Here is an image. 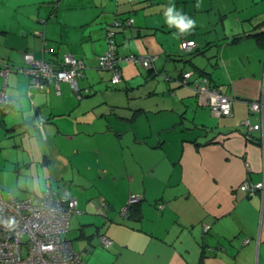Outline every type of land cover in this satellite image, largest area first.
<instances>
[{"label":"crops","instance_id":"crops-1","mask_svg":"<svg viewBox=\"0 0 264 264\" xmlns=\"http://www.w3.org/2000/svg\"><path fill=\"white\" fill-rule=\"evenodd\" d=\"M253 1L0 0V68L9 67L0 94L10 100L0 106V141L21 131L37 138L11 137V152L0 145V178L31 189L5 192L0 182L3 196L53 188L76 197L67 238L85 264H264V189L247 195L240 187L264 181V108L249 107L264 100V43L248 35L264 27V13L244 12ZM168 7L194 26L181 33L169 25ZM128 18L117 52L152 56L158 71L149 74H159L138 93L149 66L121 60L112 85L96 59L107 26ZM184 38L195 47L181 50ZM27 52L53 64L65 53L82 58L78 85L90 91L78 94L64 80L59 92L53 82L34 86L23 71ZM194 67L193 76L205 73L232 96L230 114L215 115L202 94L177 81ZM108 85L119 94L108 95ZM246 117L260 126L247 128ZM134 195L141 217L114 220Z\"/></svg>","mask_w":264,"mask_h":264},{"label":"built area","instance_id":"built-area-1","mask_svg":"<svg viewBox=\"0 0 264 264\" xmlns=\"http://www.w3.org/2000/svg\"><path fill=\"white\" fill-rule=\"evenodd\" d=\"M196 45L194 39L184 38L180 47L191 50ZM122 59H131L144 66H150L152 56L117 55L115 43L109 38L108 48L97 56L98 65L110 71V80L117 83L121 79V71L117 63ZM25 67L23 71L31 77L36 87L46 82H53L56 92H59V82L67 81L74 90H78L77 76L83 67V61L70 53H65L58 64H53L42 58H36L31 52L24 54ZM7 68H0V74H5ZM191 70L183 72V81L192 79L189 84L198 93H208L207 106L215 115L230 114L233 98L221 90L220 85L211 84L207 75L192 76ZM8 101L4 93L0 94V105ZM251 111H262L264 100L256 99L249 102ZM244 125L256 129L259 123L253 124L249 117L244 118ZM241 189L253 194L257 189H264V181L244 182ZM131 199H135L134 196ZM75 197L66 198L53 188H46L40 196L27 195L17 197L8 194L5 197L0 189V264H85L80 252L76 251L66 234L69 229L70 217L76 209ZM162 207V204H159ZM122 211L124 208L121 209ZM8 221H14L6 226ZM101 240L108 245L110 239L101 235Z\"/></svg>","mask_w":264,"mask_h":264},{"label":"trees","instance_id":"trees-1","mask_svg":"<svg viewBox=\"0 0 264 264\" xmlns=\"http://www.w3.org/2000/svg\"><path fill=\"white\" fill-rule=\"evenodd\" d=\"M125 19H120V21L119 20H113V24H111V25H108L107 26V28H106V39H107V48H108V46H109V38H111L112 40H113V42L115 43V52L117 53V55H120L121 57L123 56V55H121V54H119L118 52H117V49H116V45H117V40H116V33H117V30H119V29H122V28H124V27H126V26H128V25H130L131 23H132V18H128L127 20H125ZM248 35H251L253 38H254V40H257V41H262L263 43H264V27H260V29H258L256 32L254 31V32H251V34H248ZM236 37H238V36H235L234 37V39L236 38ZM190 39H192V38H190ZM195 41V40H194ZM179 46H180V43H179ZM106 48V49H107ZM105 49V50H106ZM180 49L181 50H183V51H189V50H185V49H182L181 47H180ZM104 50V51H105ZM71 54V53H70ZM64 55V54H63ZM63 55L61 56V58L59 59V62L62 60V58H63ZM73 55V54H72ZM133 55H135V54H133ZM74 57H76V58H80V57H77V56H75V55H73ZM124 56H126V55H124ZM137 56V55H136ZM80 59H82V58H80ZM97 59V58H96ZM123 60V59H122ZM82 61H83V67L80 69V75H78L77 76V85H78V78H79V76H81V75H83V69L85 68V66H86V64H85V61L82 59ZM121 61V60H120ZM119 61V62H120ZM59 62H57V63H59ZM117 63V66H118V68H120V63ZM97 64H98V61H97ZM99 66V65H98ZM100 67V66H99ZM151 67V68H150ZM7 68H9V67H7ZM101 68V67H100ZM149 69H148V73H153V72H157L158 70L156 69V67H154L153 65L152 66H149L148 67ZM197 69V67H194L191 71L193 72L192 74H194V72H196V69ZM102 69H104V68H102ZM105 70H107V69H105ZM186 70H189V69H182L179 73H178V78H177V81L179 82V83H184V84H186L187 86H189L190 88H192V85L191 84H189V82H191V78L190 79H188L187 80V82L185 83L184 81H183V76H182V74H183V72L184 71H186ZM9 71V70H8ZM109 71V70H108ZM121 71V70H120ZM110 72V71H109ZM160 73V72H159ZM200 75H206L205 73H198L197 72V74L195 75V76H200ZM195 76H191V77H195ZM109 80H110V78H109ZM120 81H118L117 83H113L111 80H110V83L112 84V85H117L118 83H119ZM72 88V87H71ZM73 89V88H72ZM74 90V89H73ZM192 90H193V88H192ZM78 94H83V93H87V92H89L90 90H89V88L88 87H80L79 85H78V90H75ZM194 91V90H193ZM196 91H194V93H195ZM196 94H198L197 92H196ZM5 96L7 97V95L5 94ZM7 99H8V101L6 102V104L10 101L9 100V98L7 97ZM6 104H4V105H6ZM0 106H2V105H0ZM55 190V189H54ZM57 193H59L57 190H55ZM245 192H246V194L247 195H253V194H250V193H248L246 190H244ZM1 193H2V191H1ZM9 194V193H8ZM8 194H7V196H5V197H8ZM11 194V193H10ZM60 194V193H59ZM3 195V194H2ZM60 195H62V196H66V198H70V197H72V196H70V195H67V194H60ZM27 196V195H26ZM134 197H135V199H131V197H130V199H129V202H127V204H125V205H123V206H120V208H119V210H118V213L120 214V216H121V218L120 219H116V218H114V220H117V221H119V222H123L124 221V218H132V219H139L140 217H141V207H140V204H139V201L138 200H140V198L138 199V196H136V195H134ZM76 198V197H75ZM76 201H77V199H76ZM159 204H162V207H159ZM106 206V205H105ZM156 206L158 207V209H163L164 207H165V203L164 202H162V201H158V202H156ZM122 208H124V210L122 211L121 209ZM76 209L79 211V209L77 208V205H76ZM106 209H108V206H106ZM109 210V209H108ZM74 213H76V212H74ZM106 218L108 217H110L109 216V214L108 215H106L105 216ZM125 222V221H124ZM125 223H127V222H125ZM68 232H69V229H68V231H67V234H68ZM67 234H66V236H67ZM103 235H105L104 233H103ZM107 236V235H106ZM108 237V236H107ZM77 251V250H76ZM231 264H235V263H231Z\"/></svg>","mask_w":264,"mask_h":264},{"label":"rangeland","instance_id":"rangeland-1","mask_svg":"<svg viewBox=\"0 0 264 264\" xmlns=\"http://www.w3.org/2000/svg\"><path fill=\"white\" fill-rule=\"evenodd\" d=\"M208 1L209 0H200V2H208ZM255 1H257V2H255ZM246 2H244V3H246ZM249 3H250V5L247 4L246 6H244V12L255 13V15L258 16V17L261 16L264 13V3H263L262 0H254L252 3L251 2H249ZM204 6H207V4H204ZM261 12H262V14L260 15ZM145 72L147 73V75H144V76L141 75V78H142V80L140 82L141 84H137L134 87V89L136 90L135 93L143 92L144 90L149 89L151 87V82L152 81H150L148 79V78H151V77H147L148 75H151V76L159 75V74H156V75L149 74L146 69H145ZM111 88H113V87L108 85L107 89L110 90V93H108V95H118L119 94L118 90L111 89ZM159 89L160 88H158V90ZM163 90H165V87L163 88ZM165 94H168V93H165ZM202 97L204 99L203 102L204 103H208L209 94L208 93H203ZM137 101H139V98H137ZM10 135H11L10 137H6L3 141H0V145L3 146L2 150L8 151V152H11L12 149H10L8 147L7 143H11L10 138L13 137V136H17L19 138V140L24 137V138L30 139L31 141L33 140L34 142H36V139H37L35 136H33L34 133L32 135L30 132H26V131L25 132L21 131L20 133H12ZM3 152L4 151H2L0 154H3ZM1 161H3V160H1ZM6 175H7L8 178H5V177L4 178H0V182L4 184L5 192H7L8 189L10 191L13 190L14 192H17L20 189L25 191L22 187L19 186V182H21L20 180L17 183L16 177H12V176L10 177L8 174H6ZM24 182L25 181H22V183H24ZM31 183L35 184V186L38 189H40L45 184V182L43 180H39V181L33 180V181H31ZM25 189H27V188H25ZM30 191H31V189H27L25 192H30ZM74 218H75V216L73 217V221H74ZM73 221H72V224H73ZM72 234H73V232H72V229H71L67 236L72 237ZM246 240H248V238L244 239L243 241H246Z\"/></svg>","mask_w":264,"mask_h":264},{"label":"clouds","instance_id":"clouds-1","mask_svg":"<svg viewBox=\"0 0 264 264\" xmlns=\"http://www.w3.org/2000/svg\"><path fill=\"white\" fill-rule=\"evenodd\" d=\"M165 15L167 16L168 24L169 25H173V24L176 25V27L179 29V31L181 33L187 32L195 24V21L186 20L184 16H174L172 7H168L166 9ZM13 223H14V221H8L6 226H11Z\"/></svg>","mask_w":264,"mask_h":264},{"label":"water","instance_id":"water-1","mask_svg":"<svg viewBox=\"0 0 264 264\" xmlns=\"http://www.w3.org/2000/svg\"><path fill=\"white\" fill-rule=\"evenodd\" d=\"M99 206H100V205H99ZM101 206H102V207H101ZM101 206H100V208H99V209H101L100 212H101L102 215L106 216V214H107V210H108V209H106L103 205H101ZM102 208H103V209H102Z\"/></svg>","mask_w":264,"mask_h":264}]
</instances>
